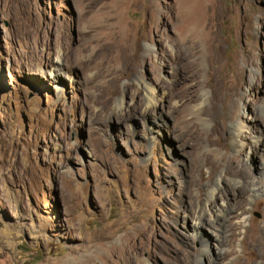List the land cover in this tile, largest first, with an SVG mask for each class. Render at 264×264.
<instances>
[{"label":"rangeland","instance_id":"obj_1","mask_svg":"<svg viewBox=\"0 0 264 264\" xmlns=\"http://www.w3.org/2000/svg\"><path fill=\"white\" fill-rule=\"evenodd\" d=\"M263 159L264 0H0V264H222L197 205Z\"/></svg>","mask_w":264,"mask_h":264},{"label":"bare ground","instance_id":"obj_2","mask_svg":"<svg viewBox=\"0 0 264 264\" xmlns=\"http://www.w3.org/2000/svg\"><path fill=\"white\" fill-rule=\"evenodd\" d=\"M147 98L148 100L156 101V99L153 96V92L149 91L147 92ZM223 118L225 116H222ZM225 128L221 123H216V129L214 133H219V130ZM243 127L240 125H237L234 123L233 129L238 132L237 136L244 135V138H248L247 135L243 131H241ZM261 136L255 138L253 141V144L256 147H260L261 145ZM233 142L235 145L241 144L243 145V139L239 137H235L233 139ZM226 145L225 139H220L217 142V146H224ZM217 159V158H216ZM215 158H211L209 160L211 172H216L218 170V161ZM239 170V171H238ZM234 176L237 177L239 180L238 182L243 183L246 187L244 189H238L236 193H234L232 200L227 201V203L222 206V208L215 210L214 208H210V206H205L202 203L197 205L198 211L195 215V223L194 227L195 230H201V227L204 226V221H206L208 226V232L206 233V236L199 237L202 244L205 243H212L214 244L218 249L221 246H226L225 255L228 257L227 261H224L222 264H262L264 262V231L260 229L258 225H251L250 228H246L245 223L246 219L243 217V219L237 223L234 222L233 219L229 216H227L226 211L229 209L235 208L237 205L244 204L246 200V196L253 197L258 194H264V159L262 162V169H260V176L258 178L254 175H252L251 170L249 167L240 168L234 171ZM216 188H213L212 193L209 195V198L213 196V191H215ZM210 216L206 215V210H211ZM241 212L243 215H245L247 209L241 208ZM203 230V228H202ZM240 233H244V237L242 239L243 247H244V253H250L251 254V260H248L246 262H243L241 257L234 258V254L236 253V239L238 238V235ZM211 244V245H212ZM207 245V244H206ZM253 246H262L263 250L258 252L257 254H254V250L252 249ZM208 252L209 250L206 249ZM219 252V251H218ZM221 255V253H218V256ZM223 256V255H222ZM256 259H261V263H256ZM201 258L199 256L195 257L193 259V262L196 264H199ZM213 264V263H212Z\"/></svg>","mask_w":264,"mask_h":264}]
</instances>
